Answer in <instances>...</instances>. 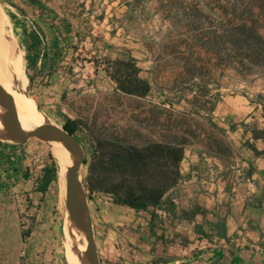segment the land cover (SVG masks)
Returning a JSON list of instances; mask_svg holds the SVG:
<instances>
[{
    "label": "crops",
    "instance_id": "1",
    "mask_svg": "<svg viewBox=\"0 0 264 264\" xmlns=\"http://www.w3.org/2000/svg\"><path fill=\"white\" fill-rule=\"evenodd\" d=\"M156 6V0H0V20L13 39L0 51L14 77L12 87L28 90V38L32 36L49 38L58 53L65 52L64 42L70 40L75 55L91 39L90 55L109 60L131 56L141 61L140 77L152 85V68L144 67L143 62L152 58L154 50L146 38L160 27ZM149 7L153 10L146 15ZM39 64L35 62L33 70L44 65ZM261 89L264 94V84ZM5 91L17 111L24 113L21 98ZM0 115L11 126L1 108ZM209 117L233 144V155L223 159L209 154L202 145L186 146L179 164L181 180L168 194L173 205L168 211H155L158 224L156 219L150 224L149 212L115 205L104 194L85 199L100 264H135L132 259L137 264H264V159L242 147L250 140L258 150L264 148L261 140H251L249 132L264 128V112L255 101L220 97ZM50 148L55 156L51 143ZM47 165L41 144L19 142L12 138L11 130L0 127V195L7 190L20 213L38 209L39 226L46 222L43 209L45 214L50 208L49 192L36 189ZM63 193L58 187V197ZM196 207L202 212L183 215ZM73 232L72 241L84 250L82 233L74 224ZM63 235L66 258L71 242L64 225ZM162 241L169 242L167 252ZM66 262L69 264L67 258Z\"/></svg>",
    "mask_w": 264,
    "mask_h": 264
},
{
    "label": "rangeland",
    "instance_id": "2",
    "mask_svg": "<svg viewBox=\"0 0 264 264\" xmlns=\"http://www.w3.org/2000/svg\"><path fill=\"white\" fill-rule=\"evenodd\" d=\"M240 1H245L243 4L250 2V0H156L157 6L154 10H157L159 15L160 27L157 32L146 38L154 50L152 58H147L143 62L144 67L152 68L153 89L144 99L123 97L115 91V83L110 78L108 80L105 73L106 61L109 59L98 54L90 55L93 51L91 39H87L82 50L75 55L71 51L70 40L64 42L65 52L58 53L53 51L55 42L49 38L34 36L28 38L31 47L28 52L29 85L28 90L22 91V94L34 102L32 103L44 122L42 127H62L67 118L78 123L80 129L77 138L84 150L86 161H89L92 155L91 133L94 131V124L102 126L108 135L120 132L129 143L141 145L149 139H156L158 131L156 118L159 117V109H169V104L172 105L171 120L174 126H177L176 131L179 135L188 141L186 146H203L201 143L205 139L203 130L209 127L203 121L202 114H193L185 118L179 113L189 109L194 99L200 101L199 105L203 106L207 98L201 97L199 89L195 87L192 90L190 85H183V82L193 76L195 79L191 84L195 86L205 84L210 95L218 94V99L246 98L256 103L257 95L261 94V86L264 84V62H258L254 66L248 65L238 73L231 64L223 62L224 58L218 53L220 47L213 46L208 49L202 45L208 41L209 36L206 34L208 31H217L215 33L217 35L222 33V29L216 27L221 19H224L225 23L227 21L237 23L241 19L249 18V15L245 14L246 4L243 5ZM152 10L153 8L149 7L146 15H150ZM252 17V23H258V26L262 24L256 17ZM4 25L6 24L0 20L1 53L8 47L9 42L13 41L8 26ZM238 32L237 29L232 31L235 36ZM35 47H39L40 50ZM222 49L224 47H221ZM1 53L0 60L6 65ZM133 59L139 67L138 63L141 61ZM35 62L44 65L33 70ZM218 64L221 65L217 66ZM2 87L6 89L5 85ZM16 95L19 97L17 93ZM160 103H164L162 108L158 107ZM192 117L195 121H190ZM159 119L164 121L162 116ZM181 131H189L192 136H187ZM219 132L214 130L211 134L220 138ZM29 141L43 146L49 165L53 159L56 160V181L48 190L50 208L45 214L43 209L42 215L46 222L39 226L38 209L28 214L20 213V208L16 207L17 203H13L11 194L7 190L2 192L0 264H67L66 258L71 264L67 249L65 258L66 241L63 225L68 239L69 233L73 232L74 223L66 212L65 191L59 177L58 159L51 152L50 142L34 139ZM87 169V165L80 168L82 188ZM58 187L64 192L61 197H58ZM83 196L86 200H91L86 198L84 190ZM157 222L156 219V224ZM162 246L163 251L167 252L169 242L162 241ZM132 251L133 249L130 250V256L133 255ZM85 256L84 264H87V252ZM163 257L167 258L165 255ZM132 262L138 263L133 259Z\"/></svg>",
    "mask_w": 264,
    "mask_h": 264
},
{
    "label": "trees",
    "instance_id": "3",
    "mask_svg": "<svg viewBox=\"0 0 264 264\" xmlns=\"http://www.w3.org/2000/svg\"><path fill=\"white\" fill-rule=\"evenodd\" d=\"M242 2L245 1H240ZM246 6L245 14H248L250 19H241L237 23H225V20L221 19L216 27L222 29V33L217 35V31H208V41L202 44L208 49L213 46L220 47L218 53L224 58L223 62L231 64L238 73L248 65L254 66L258 62H264V0H250ZM252 16L262 24L258 26V23H252ZM234 29L239 31L236 36L232 33ZM221 47L224 49L221 50ZM219 65L221 64L217 66ZM140 72L141 68L132 57L106 61L105 73L115 83V91L123 97L144 99L148 96L152 85L140 77ZM185 72L188 73V70L185 69ZM193 79V76L191 79L189 77L183 85H190L192 90L196 87L202 94L201 97L207 98V101L204 102L205 105L200 106V101L194 99L189 109L179 115L188 118L193 114H202V119L209 128L203 130L205 139L201 143L209 154L229 159L233 155L234 146L226 139L225 134L211 123L209 117L215 109L219 95H210L205 84H191ZM257 99V105L261 106L264 112V94H258ZM163 105L164 103H160L158 107L162 108ZM169 106V109H159V117L156 118V139H149L141 145L129 143L120 132L108 135L102 126L93 125L92 155L89 161L84 160L88 166L84 184L87 199L95 193L104 194L115 205L128 207L136 212H149L150 224L157 218L156 210L163 208L168 211L172 207L173 199L168 194L181 180L179 164L188 141L176 131L177 126H174L171 120L172 105ZM160 116L164 121H160ZM190 119L195 121L193 117ZM235 127L236 125L231 126L230 130ZM62 128L78 140L80 127L75 120L65 119ZM214 130L220 131V138L211 134ZM181 132L192 136L189 131ZM249 132L252 141L261 140L264 143V128H251ZM242 147L251 150L254 156L264 159V148L258 150L250 140L245 141ZM56 174V160L53 159L52 164L44 168L36 189L42 194L47 193L56 181ZM201 212L196 207L191 213L183 212V215L193 217ZM25 236L26 234L23 235ZM262 249L264 251V244Z\"/></svg>",
    "mask_w": 264,
    "mask_h": 264
},
{
    "label": "water",
    "instance_id": "4",
    "mask_svg": "<svg viewBox=\"0 0 264 264\" xmlns=\"http://www.w3.org/2000/svg\"><path fill=\"white\" fill-rule=\"evenodd\" d=\"M0 108L10 122L12 138L23 142L38 140L41 142L64 141L69 150L70 164L65 183V208L76 229L84 235L87 245V264H100L96 253L89 212L80 184V168L85 165L84 150L79 141L62 127L44 126L29 128L23 124L11 96L0 86ZM81 203L79 206L78 203ZM77 214V215H76Z\"/></svg>",
    "mask_w": 264,
    "mask_h": 264
},
{
    "label": "bare ground",
    "instance_id": "5",
    "mask_svg": "<svg viewBox=\"0 0 264 264\" xmlns=\"http://www.w3.org/2000/svg\"><path fill=\"white\" fill-rule=\"evenodd\" d=\"M1 48V46H0ZM13 75L11 74L10 70L7 68V66L0 60V79L3 85L6 86V89L10 92H14V95L16 93L19 95L22 101V106L24 109V113L18 112L20 115V118L27 127L29 128H40L43 126L44 122L42 121L39 113L35 109V107L32 106L30 103L29 97L22 94V90L18 88L12 87V79ZM20 100V99H19ZM44 119V118H43ZM0 127L6 128L8 130H11V126L6 122V120L0 115ZM55 150V156L58 159L59 164V177L60 181L62 183V187L65 191V180L68 173V167L70 164V157H69V150L64 141H51L50 142ZM78 205L80 206L81 203L79 202ZM77 215V214H76ZM75 234L69 233L68 240L71 242L67 248V255L68 259L71 262V264H84V260L86 263V256L85 253L87 252V245L84 239V235L82 234V241L84 244V250L83 248L78 249V246L72 241ZM80 242V240H79Z\"/></svg>",
    "mask_w": 264,
    "mask_h": 264
}]
</instances>
